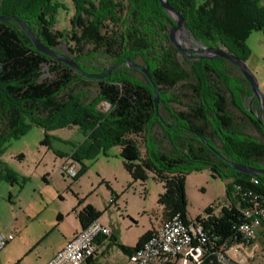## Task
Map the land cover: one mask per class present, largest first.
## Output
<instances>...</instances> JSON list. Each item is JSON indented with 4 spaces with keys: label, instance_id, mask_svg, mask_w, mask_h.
<instances>
[{
    "label": "trees",
    "instance_id": "obj_1",
    "mask_svg": "<svg viewBox=\"0 0 264 264\" xmlns=\"http://www.w3.org/2000/svg\"><path fill=\"white\" fill-rule=\"evenodd\" d=\"M70 1L73 15L69 31L54 29L59 7L56 0H0V14L25 21L49 48L55 49L60 41H67L68 56L87 73L103 74L114 64H126V58H139L148 65L160 89L185 83L191 92V103L186 110H174L169 105L179 103L177 97L159 95V114L161 105L169 114L167 122L172 128H167L155 116L152 87L132 75L134 70L118 67L102 80L86 79L37 52L14 22H0V146L22 136L26 120L46 131L69 125L89 129L101 146L119 147L118 156L133 182H145L151 174L162 184L159 203L164 208V221L174 214H179L184 222L190 221L184 181L189 173L203 168L227 181L228 200L236 184L252 188L251 178L259 181L253 189L264 195V174L246 175L227 163L264 169V133L249 114V110L254 112L253 105L248 109L243 105L251 90L242 75H234L235 67L221 58L198 64L182 62L167 36L171 19L158 0ZM167 1L181 13L196 41L222 47L243 61L249 57L246 39L251 32L264 29V6H258L257 0ZM97 56L105 57L108 65L96 66ZM94 68L97 72L92 71ZM92 82L97 85V95L86 105L75 88ZM100 103L107 108L98 109ZM178 120H183V124L179 125ZM245 126L257 129L262 139L246 134ZM174 131L178 132L176 136L172 135ZM136 137L142 139L143 151ZM162 138L168 141L171 152L162 150ZM47 140L46 135L42 144L46 145ZM74 156L70 159L79 163ZM83 168L82 165L78 174ZM238 204L242 207L236 197L217 217L202 220L204 230L217 246L238 238L233 230L242 220ZM210 211L211 207L206 213ZM99 216L100 212L91 206L77 215L81 228ZM153 233L143 235L135 247H118L131 254ZM202 264L221 263L214 255H208Z\"/></svg>",
    "mask_w": 264,
    "mask_h": 264
},
{
    "label": "rangeland",
    "instance_id": "obj_2",
    "mask_svg": "<svg viewBox=\"0 0 264 264\" xmlns=\"http://www.w3.org/2000/svg\"><path fill=\"white\" fill-rule=\"evenodd\" d=\"M56 1L59 7L54 29L69 31L72 3ZM257 4L264 6V0H257ZM185 36L188 43L183 36L182 42L195 46L196 40L191 41L189 32ZM245 44L249 57L244 62L264 96V29L251 32ZM67 46V41L62 40L55 50L68 55ZM95 65L107 66L108 61L97 56ZM232 71L234 75H241L235 69ZM132 75L143 80L137 73ZM75 92L82 94V102L88 105L96 98L97 85L93 82L79 85ZM163 94L177 97L179 103L169 105L174 110H186L191 103V92L185 83L163 89ZM250 104V97H246L244 107L248 109ZM97 108L105 110L107 105L100 103ZM160 113L169 116L164 105ZM183 122L177 121L179 125ZM24 124L27 128L22 136L2 142L0 146V232L11 233L17 239L16 243L5 247L6 261L0 264H46L81 230L77 215L87 206L100 212L97 220L110 230L112 247L117 249L118 245L135 247L143 235L159 228L165 219L164 208L159 203L163 186L151 174L145 182H133L118 156L119 147L101 146L89 129L76 125L46 131L27 120ZM244 132L262 139L254 127L245 126ZM156 133L162 135L160 129ZM177 133L174 131L172 135ZM46 135L49 139L45 145L42 142ZM134 139L143 151L142 139ZM161 142L162 150L171 152L168 141L162 138ZM74 154L79 159L80 164L75 162L78 168L82 165L84 168L75 179H70L62 166H68ZM226 182L208 168L189 173L184 181L187 218L190 221L203 219L208 208L226 201ZM256 242L259 249L249 264H264V226L257 230Z\"/></svg>",
    "mask_w": 264,
    "mask_h": 264
},
{
    "label": "built area",
    "instance_id": "obj_3",
    "mask_svg": "<svg viewBox=\"0 0 264 264\" xmlns=\"http://www.w3.org/2000/svg\"><path fill=\"white\" fill-rule=\"evenodd\" d=\"M62 170L70 179H75L79 172L77 164L72 160L68 166H62ZM249 183L256 187L259 181L251 178ZM253 187L236 184L230 199L213 205L203 219L184 222L179 214H174L129 254V264H202L203 258L208 255H214L221 264H249L259 249L257 230L264 225V195ZM236 197L242 203V207L238 204L242 220L233 226L238 238L217 246L201 222L211 216L217 217ZM99 236L111 238V233L106 226L94 220L66 242L46 264H84L96 257L95 241ZM13 239V234L0 232V252Z\"/></svg>",
    "mask_w": 264,
    "mask_h": 264
},
{
    "label": "water",
    "instance_id": "obj_4",
    "mask_svg": "<svg viewBox=\"0 0 264 264\" xmlns=\"http://www.w3.org/2000/svg\"><path fill=\"white\" fill-rule=\"evenodd\" d=\"M158 2L162 10L164 11V13L173 21V24L167 28V36H168L170 43L173 45V47L178 52H180L181 54L185 56H188L187 52L189 51L195 52V53H202L203 55L198 57V59L206 58L208 60H212L215 58H222L230 62L232 65H234L236 69L240 72L242 77L246 79V81L248 82L250 86V90H251L250 101H252L255 98L257 100L258 107L260 109L261 115L260 117H258L257 120L264 133V96L258 87L256 78L254 77L252 72L247 68L245 62L242 59L234 56L233 54L229 53L228 51H226L225 49L221 47H204V46L199 45L198 48H195V47L185 46L181 40V34L188 33L189 31L185 26V21L181 13L177 11L176 8L171 6L167 0H158ZM9 21L16 23L23 30V32L29 38V40L31 41L32 45L34 46L37 52L51 58L52 60L56 62H59V63H62L68 66L73 71H75L77 74H79L80 76L86 79L102 80L106 78L107 76H109L112 71H114L115 69L119 67V64H114L111 67H109L107 71L103 74L87 73L84 70H82L79 64L76 61H74L70 56L60 53L56 51L55 49L49 48L48 46L44 45L40 41L38 36L29 28L28 24L25 21L13 15L5 16V15L0 14L1 23L9 22ZM191 38L194 39L193 36ZM125 61L128 67L133 68L137 70L138 72H140L142 75H144L146 80L150 83L153 89L152 101H153L155 116L159 119V121L161 122L163 126L167 128H172L168 124H165L162 121V118L160 117L159 106H158L160 89L157 85H155L152 82L148 67L134 63L130 61L129 58H126ZM2 69L3 67L0 65V71H2ZM203 142L206 143V140H203ZM227 163L235 171L241 172L246 175H250L254 177V176H260L264 174V169L245 166L243 164L236 163L233 161H227Z\"/></svg>",
    "mask_w": 264,
    "mask_h": 264
},
{
    "label": "crops",
    "instance_id": "obj_5",
    "mask_svg": "<svg viewBox=\"0 0 264 264\" xmlns=\"http://www.w3.org/2000/svg\"><path fill=\"white\" fill-rule=\"evenodd\" d=\"M47 142H48V140H47ZM78 232H76L75 235ZM72 238H70L69 240H71ZM111 239H112V237L111 238H105L103 236L97 237V239L95 241L96 242V245H97V255H96V257L91 258V259L87 260L86 262H84V264H129V262H128V256H129V254L123 253L119 249V247H118V249L115 248V247H112V241H111ZM11 242H12V245H13L14 243L17 242V239H15V237H14V239ZM5 257L6 256H5V248H4L0 252V262L1 261L2 262L3 261L5 262L6 261V258Z\"/></svg>",
    "mask_w": 264,
    "mask_h": 264
},
{
    "label": "flooded vegetation",
    "instance_id": "obj_6",
    "mask_svg": "<svg viewBox=\"0 0 264 264\" xmlns=\"http://www.w3.org/2000/svg\"><path fill=\"white\" fill-rule=\"evenodd\" d=\"M9 22H12V21H9ZM16 24V23H15ZM173 24V21L171 20V24L170 25H172ZM169 25V26H170ZM21 29V28H20ZM22 30V29H21ZM23 31V30H22ZM182 36L185 38V42H187L188 41V38H187V36H184V34H182ZM182 36H181V38H182ZM192 37V35H190V38ZM192 39V38H191ZM195 39H192V41H194ZM188 43V42H187ZM194 43H195V46H190V47H195V48H198L199 47V45H201V46H204V47H212V46H205L204 44H202L200 41H194ZM184 45L185 46H189V44H186V43H184ZM188 53V56H185V55H183V54H181L180 52H178L177 53V56L180 58V60L182 61V62H187V63H193V64H198V63H200V62H202V61H210V60H208V59H206V58H201V59H198V57H200L201 55H203L202 53H195V52H187ZM139 58H134V60L132 61V62H134V63H137V64H139V65H142V66H145V67H148V65L144 62V61H142L141 59H139ZM216 59V58H215ZM222 59V58H221ZM213 60V59H212ZM230 63V62H229ZM231 64V63H230ZM232 65V64H231ZM234 66V65H233ZM119 67L120 68H128V69H130V70H134L135 72L134 73H137V74H139L141 77H142V82L143 83H146V84H148V85H150V83L146 80V78L144 77V75H142L140 72H138L137 70H135V69H133V68H130V67H128L126 64H122V65H119ZM197 67L199 68V65H197ZM235 67V66H234ZM47 68L46 67H44V69L43 70H46ZM148 69H149V67H148ZM235 69H236V67H235ZM149 73H150V70H149ZM150 76H151V80H152V82L154 83V81H153V79H152V75H151V73H150ZM246 80V79H245ZM248 83V82H247ZM155 84V83H154ZM151 86V85H150ZM248 86H249V84H248ZM249 88H250V86H249ZM160 89V88H159ZM160 94L162 95L163 94V90L162 89H160ZM159 94V95H160ZM251 95V94H250ZM251 102V104L250 105H253V108H254V112H252V111H250L249 110V114H250V116H252V117H255L256 118V121H257V123H258V125L260 126V124H259V122H258V117H260V115H261V112H260V109L259 108H257L256 106H255V104H254V102L256 103V105L258 106V103H257V100L254 98L252 101H250ZM160 117L162 118V121L166 124V121L168 120V118L167 117H164L163 115H160ZM261 128V127H260Z\"/></svg>",
    "mask_w": 264,
    "mask_h": 264
},
{
    "label": "bare ground",
    "instance_id": "obj_7",
    "mask_svg": "<svg viewBox=\"0 0 264 264\" xmlns=\"http://www.w3.org/2000/svg\"><path fill=\"white\" fill-rule=\"evenodd\" d=\"M182 34H184V36L186 35V33H182ZM182 34H181V36H182ZM192 41V40H191Z\"/></svg>",
    "mask_w": 264,
    "mask_h": 264
}]
</instances>
